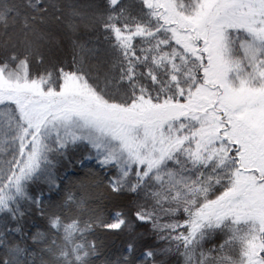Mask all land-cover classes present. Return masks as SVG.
Listing matches in <instances>:
<instances>
[{
  "label": "snow or ice",
  "instance_id": "snow-or-ice-1",
  "mask_svg": "<svg viewBox=\"0 0 264 264\" xmlns=\"http://www.w3.org/2000/svg\"><path fill=\"white\" fill-rule=\"evenodd\" d=\"M0 264H264V0H0Z\"/></svg>",
  "mask_w": 264,
  "mask_h": 264
}]
</instances>
